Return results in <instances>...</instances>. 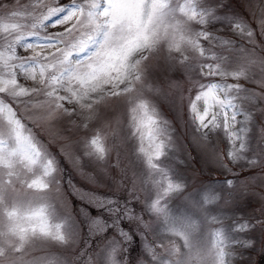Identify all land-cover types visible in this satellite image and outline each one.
<instances>
[{"label":"snow or ice","instance_id":"1","mask_svg":"<svg viewBox=\"0 0 264 264\" xmlns=\"http://www.w3.org/2000/svg\"><path fill=\"white\" fill-rule=\"evenodd\" d=\"M7 7L0 3V9ZM214 22L247 37L253 48L237 49L235 40L215 35L209 31ZM55 25L66 27L41 36V30ZM259 31L264 36V19ZM255 35L256 30L242 17L217 15L214 0H70L67 4L59 0L21 4L15 0L7 12H0V264H67L57 256L25 257L36 240L67 245L72 239L70 226L66 228L69 218L53 222L56 211L47 195V190L59 183L56 158L28 127L18 105L46 109L47 118L75 113L83 117L80 126L88 128L97 118L94 106L107 97H126L127 138L135 141V155L148 176L156 177L149 211L162 217L163 230L177 238L167 248L159 245L161 251L157 252L155 240L147 232L144 246L152 259L157 264H231L237 255L234 245L251 247L252 239L235 234L247 233L254 224L238 221L225 226L220 216L212 215L208 206L221 199L212 185L186 198L188 213L170 212L167 198L182 191L184 185L172 178L171 169L162 161L172 147V129L153 99L163 93L159 84L149 80L151 66L146 62L163 46L170 60L194 64L205 77H219V81L193 82L196 92L189 101V116L205 137L208 132L223 131L230 162L247 161L250 168L260 167L264 161L245 155L253 114L240 102L264 99V80L252 81L260 91L239 83L241 78L249 79L250 65L264 64V59L255 58ZM33 38L35 44L29 42ZM215 47L229 54L238 50L243 54L240 62L230 65L229 56L217 53ZM18 48L31 50V54L18 55ZM21 78L33 84L26 86ZM229 78L235 82L229 83ZM65 103L74 107H65ZM238 116L243 120H237ZM261 133L264 136V129ZM116 135V129L103 122L83 139V155L107 163L116 147L109 138ZM225 183L232 185L233 181ZM99 203L102 211L90 220L86 231L102 232L105 238L117 233L120 239L110 242L103 259L104 264H120L117 254L121 245L126 249L135 235L121 223L135 219L144 229L149 225L132 208L111 198H100ZM257 223L264 226V221ZM85 256L72 264H93V257Z\"/></svg>","mask_w":264,"mask_h":264},{"label":"rangeland","instance_id":"2","mask_svg":"<svg viewBox=\"0 0 264 264\" xmlns=\"http://www.w3.org/2000/svg\"><path fill=\"white\" fill-rule=\"evenodd\" d=\"M14 2L15 0H0V3L8 6L0 9V12H7ZM27 2L28 0H20L21 4ZM214 2L217 3V15L242 17L256 30L255 58L264 59V36H261L259 31L260 21L264 19V0H214ZM65 27L66 25L50 26L46 31L41 30V36L54 35L62 32ZM209 31L217 36L235 40L237 49L253 48V45L247 42V37L242 38L231 27L221 22H214L209 26ZM29 42L35 44L37 41L33 38ZM39 43L47 41L40 40ZM203 43L208 47V42ZM214 50L229 56V63L232 66L240 62L243 55L238 50L231 54L224 52L220 47H215ZM44 51L47 52L49 49ZM17 54L27 56L31 54V50L18 48ZM176 55L178 54L173 53V56ZM146 63L151 66L149 80L153 84H159L163 93L154 96L153 99L164 118L170 122L172 129V147L162 161L171 169L172 178L184 185L182 191L174 192L167 198L170 212L173 215L188 213L190 205L186 198L190 195L195 197L209 185L214 186L221 199L208 206L212 215L220 216L225 226L238 221H248L255 225L247 233L235 234L240 239H252L254 243L247 248L234 245L232 250L237 255L231 258V264H264V260H261L264 257V226L257 223L264 221V164L250 168L247 161L235 164L230 162L227 157L229 143L223 131L208 132L205 137L202 131L197 130L189 116V101L196 92L193 82L207 83L211 79L219 81L220 78L203 76L194 64L181 65L175 60H170L167 49L163 46ZM248 77L249 79L241 78L239 83L247 89L260 91L258 85L252 81L264 80V64L250 65ZM21 82L26 86L33 84L32 81L22 78ZM228 82L235 81L229 78ZM240 103L242 108L253 114V121L249 125L251 130L248 133L249 149L245 155L249 158L255 155L257 159L264 161V136L261 133V129H264V99H258L254 103L247 101ZM65 107L72 108L74 105L65 103ZM18 108L37 139L56 158L59 183L51 186L47 190V195L56 211V219L53 222L69 218L66 228L70 226L72 234V239L67 245L51 241H34L25 258L57 256L66 260L67 264H72L73 260L87 258L85 256L87 253L93 257V264H104V253L110 242L120 238L115 232L109 233L107 238L102 232L93 231L88 234L86 227L96 213L102 211L99 199L108 197L132 208L149 225L144 229L143 224L135 219L121 223L125 231L135 235L126 249L121 245L117 254L120 264H157L144 246L146 233H151L157 252L161 251L159 245L167 248L170 241L177 238L163 230L162 217L149 211L148 204L156 191L154 184L156 177L148 176L142 161L135 155L133 147L135 141L127 138L126 97H107L95 105L97 118L89 122L88 128L80 126L83 117L75 113L72 116L56 113L52 118H47L46 109H25L23 105H18ZM237 120H243V116H238ZM103 122H109L117 131L115 137L109 138V143H115L116 147L107 163L97 162L83 155V139L90 136ZM225 164L227 167H224ZM226 180H232L233 184H226ZM181 250H184L183 247ZM78 252L81 253L80 257L76 255Z\"/></svg>","mask_w":264,"mask_h":264},{"label":"trees","instance_id":"3","mask_svg":"<svg viewBox=\"0 0 264 264\" xmlns=\"http://www.w3.org/2000/svg\"><path fill=\"white\" fill-rule=\"evenodd\" d=\"M59 3H61V4H67L69 2L67 0H59ZM261 260H264V257Z\"/></svg>","mask_w":264,"mask_h":264}]
</instances>
